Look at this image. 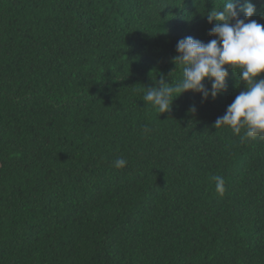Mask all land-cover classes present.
<instances>
[{"label": "trees", "instance_id": "obj_1", "mask_svg": "<svg viewBox=\"0 0 264 264\" xmlns=\"http://www.w3.org/2000/svg\"><path fill=\"white\" fill-rule=\"evenodd\" d=\"M222 3L0 0V264H264V140L214 127L239 70L215 100L143 101Z\"/></svg>", "mask_w": 264, "mask_h": 264}, {"label": "clouds", "instance_id": "obj_2", "mask_svg": "<svg viewBox=\"0 0 264 264\" xmlns=\"http://www.w3.org/2000/svg\"><path fill=\"white\" fill-rule=\"evenodd\" d=\"M256 12L252 0H223L218 10L214 8L204 15L213 25L208 34L214 38L208 42L193 36L180 39L172 62L176 69L182 70L181 79L168 83L162 77L156 87L143 90L145 104H150L161 115L171 112L174 102L188 92L199 94L205 102L209 98L215 100L226 91L228 69L235 74L239 70L238 83L246 90L227 106L214 127L227 128L245 143L257 138L264 140V25L252 19ZM261 15L264 18V13ZM189 111L195 112L196 109L193 107ZM143 132L149 134L151 129L146 126ZM126 164L123 158L114 162L117 169ZM212 179L216 192L222 195L225 192L224 178L214 176Z\"/></svg>", "mask_w": 264, "mask_h": 264}]
</instances>
